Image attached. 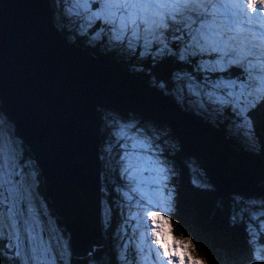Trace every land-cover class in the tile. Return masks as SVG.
Here are the masks:
<instances>
[{
	"label": "water",
	"instance_id": "95a60500",
	"mask_svg": "<svg viewBox=\"0 0 264 264\" xmlns=\"http://www.w3.org/2000/svg\"><path fill=\"white\" fill-rule=\"evenodd\" d=\"M0 112L30 150L43 179L39 199L75 260L100 251L106 235L100 116L106 127L114 119L144 127L197 191L220 203L236 197L245 214L264 204L263 156L239 151L144 77L69 42L51 0H0Z\"/></svg>",
	"mask_w": 264,
	"mask_h": 264
},
{
	"label": "trees",
	"instance_id": "16d2710c",
	"mask_svg": "<svg viewBox=\"0 0 264 264\" xmlns=\"http://www.w3.org/2000/svg\"><path fill=\"white\" fill-rule=\"evenodd\" d=\"M60 1L66 0H51L55 8V21L65 34L73 37V42L89 48L97 56L119 61L128 70H133L147 79L150 84L164 89L173 97L176 104L181 101L182 110L189 111L196 118L221 128L238 148L264 156V92L258 95L253 92L255 81L243 67L230 64V54L221 55L210 50L204 34L205 29L201 24L195 23L188 29L184 28L186 24L184 27L179 26L169 18L166 25L159 28L156 33L155 42L152 44L140 42L135 49L122 56L119 49L104 46L107 24L99 22L89 25L82 17L69 19L62 13ZM92 6L97 10L100 8V4L95 1ZM75 31L78 32V36L73 35ZM216 63L220 65L219 70H216ZM223 64L228 68H222ZM230 83L237 86L232 89L228 86ZM100 118L102 120L103 117ZM107 139L109 141V135L104 137V147ZM20 147L22 159L19 163L29 165V170L36 174L34 179L37 184V195H44L43 179L35 160L28 148ZM109 152V149L105 148L103 157L107 167L105 180L111 185L110 196L114 207L112 231L105 239L104 249L84 260H75L69 250V264H124L119 257L120 248L116 242L124 229L130 233V227L126 228L124 225L128 222L125 217L126 209L131 207L132 202L120 193V190L125 188L126 181L123 180L122 171L111 163ZM175 168L176 179L172 182L176 188L172 212L175 226L173 232L193 246L194 254L203 264H264V261L258 262L256 258L257 245L252 242L247 225L251 216L249 213L245 214V209L243 210L237 203L236 197L220 203L209 194L197 191V187L193 186V181L188 177L185 182L183 174L177 166ZM47 204L49 206V203ZM21 210L26 213L24 207ZM51 216L53 231L57 230L64 244H68L69 239L64 235L61 222L52 211ZM18 226L19 232L22 231L23 225L20 220ZM40 235L36 227L32 231V236L38 238ZM23 238L26 237H19L22 251L18 257L22 261L27 259L26 252L35 254L34 246L22 240ZM33 244L38 247L36 242ZM130 251L125 256L127 261L138 264L136 250ZM14 252L15 248L9 249L8 240L0 239V264H21Z\"/></svg>",
	"mask_w": 264,
	"mask_h": 264
},
{
	"label": "rangeland",
	"instance_id": "374dc122",
	"mask_svg": "<svg viewBox=\"0 0 264 264\" xmlns=\"http://www.w3.org/2000/svg\"><path fill=\"white\" fill-rule=\"evenodd\" d=\"M87 1L69 0L68 5L64 6L65 13L74 15L77 7L79 11L86 13L88 18L114 19L115 24L121 28L122 39L118 41L119 45L130 46L126 38L132 33L135 34V28L140 22L144 25V31L150 34L153 24L160 25L165 14L171 15L174 21L180 23H185L184 18L188 22L193 19L194 22L195 16L203 14L205 16L203 23L206 29L208 28V32L221 41L222 48L229 49L240 57L237 50L230 48L227 43L228 41L231 45L234 44L232 37L227 33L221 36V31L218 30L221 28L219 19L218 17L213 18L208 4L199 8L198 13L194 11V8L199 6L197 0H189L187 5H180L178 0H100L103 2L102 10L95 12ZM214 7H216V3ZM217 9L222 13L221 4L217 5ZM246 9L253 17L264 15V13L260 14V12H264V7H259L257 11L251 10L249 7ZM253 12L257 15H254ZM228 15L229 12L225 22L232 20V17ZM257 27L264 31L260 26H256L255 29ZM261 34L264 35V32ZM252 64L256 70L254 76L258 78L259 86L262 87L264 84V58L256 57ZM0 119L3 136H0L2 150V152L0 151V160H3V163H0V239L8 240L9 249L15 248V256L17 258L21 256L18 214L24 207L29 215V222L36 223L41 235L37 240H33L38 244V247H33L37 259L22 261L21 258H18L21 264L46 262V264H50L48 262L50 259L53 264H69L68 246L61 240L58 231H53L51 211L37 195L34 179L36 174L29 170L28 164L19 163L22 157V148L14 134L11 133L12 129L1 112ZM106 128L110 137L108 145L113 165L120 168L122 174L130 179L131 188L137 187L136 193L140 198L132 203V209L128 213V218L136 223L132 225V230L135 233L128 239L127 237L124 240L120 239L122 249H119V255L123 257L128 244L133 243L138 249L137 260L140 264H149L150 262L153 264H203L202 260L194 254L193 246L173 232L175 226L171 214L174 210L173 200L176 196V188L172 182L176 179L174 170L177 169L165 157L163 149L158 147L155 138L137 122L114 119ZM195 182L199 184L201 180L197 177ZM104 185L107 187L108 182ZM119 186L122 187V185ZM120 193L126 198L124 189H121ZM108 200L112 204V198H108ZM107 208L109 212H114L113 206L107 204ZM252 211L249 210L252 221L255 220L257 226L254 225V221H248V226L252 242L255 246L257 245L256 258L262 262L264 261V204L252 208ZM36 253L40 258L49 260L40 259ZM154 253L156 254L153 258Z\"/></svg>",
	"mask_w": 264,
	"mask_h": 264
},
{
	"label": "bare ground",
	"instance_id": "6f19581e",
	"mask_svg": "<svg viewBox=\"0 0 264 264\" xmlns=\"http://www.w3.org/2000/svg\"><path fill=\"white\" fill-rule=\"evenodd\" d=\"M178 1L180 5H187L189 3V0ZM197 3L199 6L195 7L194 11L198 13L200 11L199 8H202L205 4L210 6L213 18L218 17L219 19L221 28H218V30L223 33L226 32L232 37L234 46L239 49L240 53H244V56L249 58H264V35L261 34L264 31H261L259 27L255 29L256 26H260L264 30V15H257V13L253 12L254 15L260 18L253 17V15L248 13L249 10L247 11L246 9L249 7V9L257 11L259 7H264V0H217V2L216 0H197ZM215 3L216 7H214ZM218 4H221L223 7L222 13L217 9ZM228 12L232 20L225 22ZM263 13L260 12V14ZM224 134L227 135L226 133ZM226 138L230 139L228 135Z\"/></svg>",
	"mask_w": 264,
	"mask_h": 264
},
{
	"label": "flooded vegetation",
	"instance_id": "af4514ba",
	"mask_svg": "<svg viewBox=\"0 0 264 264\" xmlns=\"http://www.w3.org/2000/svg\"><path fill=\"white\" fill-rule=\"evenodd\" d=\"M3 115V114H2ZM3 125V124H2ZM0 136H2V133H1V119H0ZM3 137V136H2ZM0 143H1V139H0ZM0 151L2 152L1 148H0Z\"/></svg>",
	"mask_w": 264,
	"mask_h": 264
},
{
	"label": "clouds",
	"instance_id": "9594fccd",
	"mask_svg": "<svg viewBox=\"0 0 264 264\" xmlns=\"http://www.w3.org/2000/svg\"><path fill=\"white\" fill-rule=\"evenodd\" d=\"M55 19V18H54ZM55 21V20H54ZM55 23H56V25L59 27V25L57 24V22L55 21ZM65 34V33H64ZM65 35H67V34H65ZM66 37H69V36H66ZM73 39V38H72ZM70 40V37H69V39H68V41ZM74 40V39H73ZM77 44V43H76ZM120 169V168H119ZM120 171H121V169H120Z\"/></svg>",
	"mask_w": 264,
	"mask_h": 264
}]
</instances>
